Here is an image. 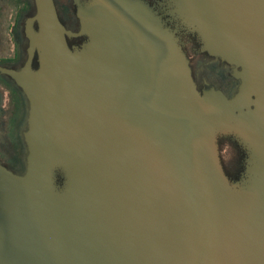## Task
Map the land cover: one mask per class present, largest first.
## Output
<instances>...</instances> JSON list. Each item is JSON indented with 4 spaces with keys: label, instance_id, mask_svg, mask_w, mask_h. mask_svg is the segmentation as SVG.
<instances>
[{
    "label": "water",
    "instance_id": "95a60500",
    "mask_svg": "<svg viewBox=\"0 0 264 264\" xmlns=\"http://www.w3.org/2000/svg\"><path fill=\"white\" fill-rule=\"evenodd\" d=\"M32 3L0 264H264V0Z\"/></svg>",
    "mask_w": 264,
    "mask_h": 264
},
{
    "label": "flooded vegetation",
    "instance_id": "af4514ba",
    "mask_svg": "<svg viewBox=\"0 0 264 264\" xmlns=\"http://www.w3.org/2000/svg\"><path fill=\"white\" fill-rule=\"evenodd\" d=\"M52 1L61 24L76 31L78 22L73 0ZM32 12V0H0L1 68L16 69L21 64L26 47L24 22ZM24 112L20 91L7 75L0 73V165L13 173L23 171L24 148L20 133Z\"/></svg>",
    "mask_w": 264,
    "mask_h": 264
}]
</instances>
